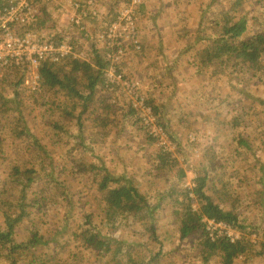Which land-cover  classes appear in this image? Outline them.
Masks as SVG:
<instances>
[{
  "label": "rangeland",
  "instance_id": "obj_1",
  "mask_svg": "<svg viewBox=\"0 0 264 264\" xmlns=\"http://www.w3.org/2000/svg\"><path fill=\"white\" fill-rule=\"evenodd\" d=\"M8 1L11 3L0 0V6ZM234 1L30 0L17 14L29 21L15 22L14 36L29 35L33 45H51L48 56L53 60H91L96 46L111 58L107 87L98 92L99 101L80 122L78 111L69 114L61 94L50 90L32 93L40 85L37 66L0 67V108L5 110L0 111V181L16 165L39 168L32 151L26 150L27 136L32 134L52 151L54 173L76 193L94 222L101 224L104 218L103 197L90 183L96 185V176L102 172L110 171L116 178L136 184L152 200L160 199L161 207L153 216L156 220L123 231L103 224L111 236L137 244L143 264H223L220 251L203 262L198 253L203 248L201 235L180 239V218L168 193L175 180L177 187L192 186L197 174L204 173L210 194L256 226L258 233L253 238L260 241L254 252L264 251V70L257 77H249L237 66L216 70L204 65L201 56L210 42L204 39L210 33L209 16L216 17L214 14ZM238 1L236 12L249 19L247 33L263 31L264 0ZM201 15H206L204 24ZM18 59L28 60L24 52ZM16 68L25 69L19 87L16 83L22 73L17 74ZM148 98L164 106L163 120L157 121L151 114ZM130 108L136 112L127 114ZM17 111L28 132L22 137L12 131ZM102 111L110 114L107 127L91 122ZM161 151L178 159V168L186 171L182 182L176 178L177 170H167L164 177L157 173ZM55 201L48 200L44 206L58 218L63 208ZM3 211L0 202V226ZM83 221L78 215L75 225ZM34 223L50 238L55 223L47 215L36 210ZM29 225L25 220L18 229L20 240L28 239ZM207 225L212 235L216 231L220 236H239L223 223L208 220ZM89 263L115 264L110 257ZM1 264L9 263L2 260ZM36 264L47 263L39 260ZM234 264H264V252L258 257L243 256Z\"/></svg>",
  "mask_w": 264,
  "mask_h": 264
},
{
  "label": "trees",
  "instance_id": "obj_2",
  "mask_svg": "<svg viewBox=\"0 0 264 264\" xmlns=\"http://www.w3.org/2000/svg\"><path fill=\"white\" fill-rule=\"evenodd\" d=\"M133 1L128 0L131 4ZM10 4L8 1L3 6ZM239 4L236 0L228 8L222 9L221 13L214 14L216 17L209 16L210 33L204 39L210 42L201 52V56L204 57L203 64L208 67L215 66L216 70L220 67L225 71L230 66H237L239 71L249 77H257L264 70V30L247 33L249 19L247 15L236 12ZM117 33L121 35L119 31ZM92 52L91 60L74 57L69 60H41L37 66L40 85L35 86L37 90L32 89V93L50 90L54 95L61 94L70 108L69 114L78 111V120H84V114L92 112L90 108L96 100L99 101L96 98L98 92L107 87L110 68V59L104 53L97 50L96 46ZM198 69L200 71L202 67ZM16 71L17 74L22 73L21 79L16 83L19 87L25 80V69ZM146 106L150 108L151 114L157 117V121L163 120L164 106L155 103L151 98L146 100ZM106 107L109 111L110 106ZM0 111L5 110L0 108ZM135 112L136 109L130 108L127 114ZM104 113L102 111L92 116V124L97 127L109 126L110 114ZM139 119L141 121V118ZM13 122L12 131L16 137L28 134L22 125L25 121L20 111H17ZM163 129H168V125H164ZM25 144L26 150L32 151L39 168L36 169L33 165H16L8 178L0 181V202L4 208L3 225L0 226V264L2 260L8 261L9 264H36L39 260L47 264H88L90 261L108 257L115 264H143L137 256V244L125 238L117 239L111 236L103 228V224L123 231L129 226L138 225L139 222L151 218L156 220L153 216L161 207L160 199L152 200L150 195L142 192L133 182L116 178L110 171L102 172L96 176V185L90 183V187L100 192L103 197L104 218L101 224L94 222L93 214L81 206L76 193L70 191L69 186L54 173L52 151L32 134H28ZM177 160L171 153L161 151L155 170L161 177L167 174V170H177L176 178L182 182L186 171L178 168ZM203 174H197L192 186L180 184L177 187L174 177L175 181L168 190L174 213L180 218V239L201 235L203 248L198 253L205 263L209 262L217 251H220L223 264H234L236 259L243 256L249 258L252 254L256 257L263 255V250H260V253L254 252L255 245L260 241L259 238H253V235L258 233L256 226L242 218L234 207H223L210 194L207 189L208 178ZM48 200L53 203L58 201L63 208L62 216L58 215L60 206L59 210H56L58 218L49 208L46 209L44 205ZM36 210L47 215L51 222L55 223L50 238L34 223ZM78 215L83 216L84 221L75 225ZM25 220L30 222L29 236L23 241L17 234ZM208 220L228 225L239 236H220L216 231L212 235L208 229ZM151 231L153 232L152 229ZM41 248L47 249L44 254L38 255L37 252ZM27 257L28 263L25 262Z\"/></svg>",
  "mask_w": 264,
  "mask_h": 264
},
{
  "label": "built area",
  "instance_id": "obj_3",
  "mask_svg": "<svg viewBox=\"0 0 264 264\" xmlns=\"http://www.w3.org/2000/svg\"><path fill=\"white\" fill-rule=\"evenodd\" d=\"M28 3L30 0H11L9 6H0V67L22 64L36 67L41 60L50 59L48 54L53 49L51 45L47 43L33 45L29 35L26 38L15 37L12 31V25L15 22L27 23L29 21L27 16L17 15L18 10L27 8ZM128 19L133 18L128 16ZM22 52L27 55L28 60L18 59Z\"/></svg>",
  "mask_w": 264,
  "mask_h": 264
},
{
  "label": "crops",
  "instance_id": "obj_4",
  "mask_svg": "<svg viewBox=\"0 0 264 264\" xmlns=\"http://www.w3.org/2000/svg\"><path fill=\"white\" fill-rule=\"evenodd\" d=\"M227 4H229V5H231V2H229V3H227ZM211 13V12H210ZM201 18H202V22H203V24L204 23H206V15H201ZM210 23V22H209ZM207 29V28H206Z\"/></svg>",
  "mask_w": 264,
  "mask_h": 264
}]
</instances>
